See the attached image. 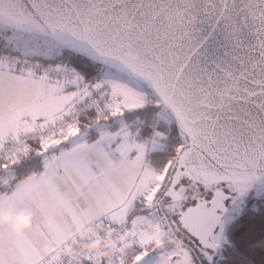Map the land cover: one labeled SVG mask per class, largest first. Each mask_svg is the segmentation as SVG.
I'll return each mask as SVG.
<instances>
[{"label":"snow or ice","instance_id":"obj_1","mask_svg":"<svg viewBox=\"0 0 264 264\" xmlns=\"http://www.w3.org/2000/svg\"><path fill=\"white\" fill-rule=\"evenodd\" d=\"M236 3L0 0V169L40 158L0 176V206L35 212L28 232L0 226V264H65L76 223L115 238L80 264H257L264 207L246 198L264 197V0L243 4L252 41L237 27L225 47ZM149 105L151 120L125 119Z\"/></svg>","mask_w":264,"mask_h":264},{"label":"clouds","instance_id":"obj_2","mask_svg":"<svg viewBox=\"0 0 264 264\" xmlns=\"http://www.w3.org/2000/svg\"><path fill=\"white\" fill-rule=\"evenodd\" d=\"M34 216L35 212L31 206L17 207L12 204L0 206V226L9 227L16 234L28 232L32 228ZM73 231L82 239H69L63 242L61 252L65 264H80L82 254L98 252L100 256L109 255L111 249L105 248L106 242L115 239L110 232L80 223L73 226ZM255 247H264V241L258 242Z\"/></svg>","mask_w":264,"mask_h":264},{"label":"trees","instance_id":"obj_3","mask_svg":"<svg viewBox=\"0 0 264 264\" xmlns=\"http://www.w3.org/2000/svg\"><path fill=\"white\" fill-rule=\"evenodd\" d=\"M153 112H154V109L152 108L151 105H149L138 113H131V114L126 115L125 119L128 121H132L135 119L137 115H139L142 118L146 116L148 120H151ZM159 128L160 130L166 131L167 133V129L165 128V125L162 122L159 123ZM151 132H152V128L146 123L140 129V137L141 138L147 137L151 134ZM171 142H172L171 135H169V138L166 142V147L170 145ZM28 143H30L33 147L37 146L36 141L34 140H29ZM164 155H166L165 151H152L148 153V158L153 164H155L161 158H163ZM39 166H40V158L35 153H32L27 158L22 160L19 164L10 166L8 170L0 169V176L12 175V176H15L16 179H19L26 172L32 169H35V168H39ZM3 187H4L3 185H0V189H3ZM253 204H256L257 207H264V197H258L254 199L251 203L248 204L249 208H251ZM262 230L264 229H262V226L257 218V220L255 221V225H254V231L249 236V241L253 243L255 242V244H257L258 242L264 241V238H261ZM252 255H253V258L257 261V264H259V261L261 260V258L264 257V253H261L260 249H256V251Z\"/></svg>","mask_w":264,"mask_h":264},{"label":"water","instance_id":"obj_4","mask_svg":"<svg viewBox=\"0 0 264 264\" xmlns=\"http://www.w3.org/2000/svg\"><path fill=\"white\" fill-rule=\"evenodd\" d=\"M246 0H237L236 8L224 18H221L220 25L216 33V39L220 44L227 47L231 45L233 30L237 27L242 29V35L246 43H250L253 39L250 34L251 21L247 20L249 27H244L246 20V12L243 10V4Z\"/></svg>","mask_w":264,"mask_h":264},{"label":"rangeland","instance_id":"obj_5","mask_svg":"<svg viewBox=\"0 0 264 264\" xmlns=\"http://www.w3.org/2000/svg\"><path fill=\"white\" fill-rule=\"evenodd\" d=\"M258 198L256 195L249 194L248 197L246 198L247 203H251L254 199Z\"/></svg>","mask_w":264,"mask_h":264},{"label":"crops","instance_id":"obj_6","mask_svg":"<svg viewBox=\"0 0 264 264\" xmlns=\"http://www.w3.org/2000/svg\"><path fill=\"white\" fill-rule=\"evenodd\" d=\"M130 155H134V153H131Z\"/></svg>","mask_w":264,"mask_h":264}]
</instances>
